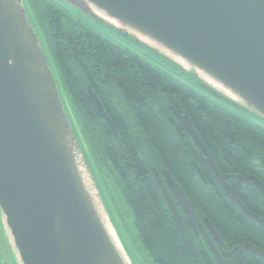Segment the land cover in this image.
Masks as SVG:
<instances>
[{"label": "water", "instance_id": "water-1", "mask_svg": "<svg viewBox=\"0 0 264 264\" xmlns=\"http://www.w3.org/2000/svg\"><path fill=\"white\" fill-rule=\"evenodd\" d=\"M59 1L134 46L152 50L156 59L170 60L210 96L264 121V0ZM87 92L93 113L117 137L101 103ZM171 110L227 199L264 225L226 184L227 177L218 172L187 115ZM154 176L182 234L187 237L176 206L192 227L198 225L217 260L225 264L207 235L220 244L215 230L207 221V231L200 225L166 171L163 183ZM249 180L264 194L260 182L250 176L245 182ZM0 215L19 264H131L22 0H0ZM246 250L264 260V253L247 244L234 251Z\"/></svg>", "mask_w": 264, "mask_h": 264}, {"label": "trees", "instance_id": "trees-1", "mask_svg": "<svg viewBox=\"0 0 264 264\" xmlns=\"http://www.w3.org/2000/svg\"><path fill=\"white\" fill-rule=\"evenodd\" d=\"M22 2L49 46L61 94L66 96L62 104L83 154L91 155L121 190L132 215L135 240L151 263L220 264L198 225L192 227L179 206L187 237L173 219L154 176L157 173L163 183L166 171L200 225L204 228L207 221L215 230L220 244L208 236L225 264H264L254 253L234 251L247 244L264 253V225L250 220L227 199L171 109L187 115L218 172L228 178L226 184L241 205L261 220L264 196L252 182L244 188L243 181L253 176L264 185V173L259 171L264 159L260 123L264 122L199 89L195 77L170 60L156 59L152 50L137 47L168 70L155 67L123 46L118 39L128 41L118 32L59 0ZM88 89L101 103L117 137L93 113ZM238 176L242 184L235 179ZM168 194L174 204L175 197L169 190Z\"/></svg>", "mask_w": 264, "mask_h": 264}, {"label": "rangeland", "instance_id": "rangeland-1", "mask_svg": "<svg viewBox=\"0 0 264 264\" xmlns=\"http://www.w3.org/2000/svg\"><path fill=\"white\" fill-rule=\"evenodd\" d=\"M32 26L37 34L38 40H40V44L42 50L45 53L46 60L49 63L51 71L53 72L55 83L57 84L59 94L61 95V102L62 100L65 101L66 96L65 94H61L62 87L59 79V73L55 68L54 62L52 61L49 46L44 37L40 34L39 30L35 29L33 23ZM108 34L118 39V37H116L114 34H111L110 32H108ZM118 41L123 46L129 47L131 50L138 53L141 57H144L146 59L148 58L155 67L168 70V68L165 67L162 62L158 60L155 61L152 58L148 57L144 50H141L137 47H133L132 45H130L126 41L121 40L120 38L118 39ZM260 125L264 127L263 123H260ZM84 158L86 159L88 168H90L91 174L96 185V189L99 191L101 200L103 201L105 211H107L109 219L111 218V221H113L115 231L118 233L120 241L124 245L126 253H128L129 255L131 264H153L151 263V260L147 253H143L140 250L135 240V231L133 229L132 215L126 205L125 200L122 197L121 190L117 187L112 178H107L106 170L99 166V164L96 163L95 159L91 155L88 156L87 154H85ZM2 220L3 219H1L0 215V264H19L15 256V249L11 245V239L8 236V232L5 226L3 225Z\"/></svg>", "mask_w": 264, "mask_h": 264}, {"label": "flooded vegetation", "instance_id": "flooded-vegetation-1", "mask_svg": "<svg viewBox=\"0 0 264 264\" xmlns=\"http://www.w3.org/2000/svg\"><path fill=\"white\" fill-rule=\"evenodd\" d=\"M127 40V39H126ZM128 41V40H127ZM128 43H130L129 41H128ZM261 164H262V161H261V163H260V165H259V171H261V172H263L264 173V171L262 170V168H261ZM250 177H253V176H250ZM247 178V177H246ZM246 178L244 179V181H243V183L245 184L244 185V188H247L248 187V185H249V182H252V183H254L253 181H251V180H249L248 182H245V180H246ZM253 178H255L257 181H258V179L256 178V177H253ZM228 179V178H227ZM226 179V180H227ZM236 180H237V177L235 178ZM241 177H239V181L237 180V182H238V184H240L241 182ZM259 182V181H258ZM261 183V182H260ZM242 184V183H241ZM255 185H256V183H254ZM262 184V183H261ZM240 187H242L241 185H239ZM257 186V185H256ZM262 186L264 187V185L262 184ZM257 188H258V186H257ZM258 190H259V188H258ZM259 192H260V190H259ZM261 193V192H260ZM262 195L264 196V194L262 193ZM264 221V220H263ZM256 222V221H255ZM260 224V223H259ZM263 225V224H262ZM215 242V241H214ZM245 252V251H244ZM243 253V252H242ZM219 261V260H218Z\"/></svg>", "mask_w": 264, "mask_h": 264}, {"label": "bare ground", "instance_id": "bare-ground-1", "mask_svg": "<svg viewBox=\"0 0 264 264\" xmlns=\"http://www.w3.org/2000/svg\"><path fill=\"white\" fill-rule=\"evenodd\" d=\"M111 23H113V24H115L113 21L111 22ZM165 54L167 55V56H170L173 60H175L178 64H181L183 67H185V68H189V66H187L181 59H176V57H174V56H172L170 53H166L165 52ZM208 80V79H207ZM248 212V211H247Z\"/></svg>", "mask_w": 264, "mask_h": 264}]
</instances>
